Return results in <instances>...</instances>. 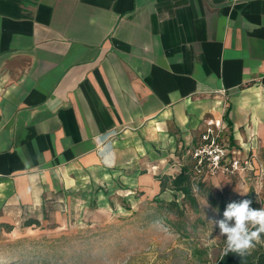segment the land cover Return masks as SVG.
Segmentation results:
<instances>
[{
    "label": "crops",
    "instance_id": "0c3cea01",
    "mask_svg": "<svg viewBox=\"0 0 264 264\" xmlns=\"http://www.w3.org/2000/svg\"><path fill=\"white\" fill-rule=\"evenodd\" d=\"M216 122L264 165V0H0V231L202 182L181 152Z\"/></svg>",
    "mask_w": 264,
    "mask_h": 264
},
{
    "label": "rangeland",
    "instance_id": "374dc122",
    "mask_svg": "<svg viewBox=\"0 0 264 264\" xmlns=\"http://www.w3.org/2000/svg\"><path fill=\"white\" fill-rule=\"evenodd\" d=\"M181 154L193 161L188 152ZM177 156L167 155V162L177 164ZM198 174L205 186L194 190L195 208L180 192L167 189L160 194L138 186L130 195L126 188L122 195L115 194L112 209L62 210L60 222L51 208L52 198L43 223L29 227L20 219L12 231H0V264H214L226 236L210 222L222 219L211 197L232 202L254 194L253 209L264 207V165L251 164L241 175L211 173L206 168ZM195 178L196 186L201 178ZM25 214L26 218L35 215L31 208Z\"/></svg>",
    "mask_w": 264,
    "mask_h": 264
},
{
    "label": "clouds",
    "instance_id": "9594fccd",
    "mask_svg": "<svg viewBox=\"0 0 264 264\" xmlns=\"http://www.w3.org/2000/svg\"><path fill=\"white\" fill-rule=\"evenodd\" d=\"M238 192L247 194L246 191ZM251 203L248 199L229 202L223 218L210 221L218 226L221 236H226L224 256L229 252L235 253L241 258V264H245V257L264 234V207L253 209Z\"/></svg>",
    "mask_w": 264,
    "mask_h": 264
},
{
    "label": "trees",
    "instance_id": "16d2710c",
    "mask_svg": "<svg viewBox=\"0 0 264 264\" xmlns=\"http://www.w3.org/2000/svg\"><path fill=\"white\" fill-rule=\"evenodd\" d=\"M191 176L192 168L187 164L183 165L181 171L174 178L166 176L162 177L161 192L171 186L173 190L177 192L180 191L182 194H184L186 200L191 204L193 208L197 207V198L195 196L194 189L198 188V190H201V188L205 185L204 183L199 182L195 186V181L192 180ZM244 199L252 201L250 205L251 208L257 205L256 196L254 194H248L242 199L236 200V202H239ZM211 202L219 210V213L223 218V212L225 211L226 205L229 202L223 200L219 201L217 198L213 197H211ZM172 204L178 206L175 201H172ZM37 222V220H27L26 222H24V225L30 226L32 224H36ZM224 250L225 248H223L222 252L219 254V257L216 262L217 264H241V258L237 254L229 252L227 255L224 256ZM245 264H264V234H262L261 239L259 241L255 242V247L252 248L249 254L245 257Z\"/></svg>",
    "mask_w": 264,
    "mask_h": 264
},
{
    "label": "built area",
    "instance_id": "2783aa9c",
    "mask_svg": "<svg viewBox=\"0 0 264 264\" xmlns=\"http://www.w3.org/2000/svg\"><path fill=\"white\" fill-rule=\"evenodd\" d=\"M217 128L209 127L205 131L200 141L193 147L190 157L193 162L208 172L223 174H242L251 165L250 160L245 159L235 152H231L227 145L219 139L220 122L214 124ZM217 264V263H214Z\"/></svg>",
    "mask_w": 264,
    "mask_h": 264
}]
</instances>
